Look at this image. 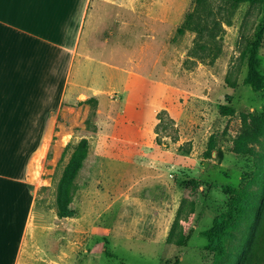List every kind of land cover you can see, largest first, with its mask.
Listing matches in <instances>:
<instances>
[{
  "label": "rangeland",
  "instance_id": "obj_1",
  "mask_svg": "<svg viewBox=\"0 0 264 264\" xmlns=\"http://www.w3.org/2000/svg\"><path fill=\"white\" fill-rule=\"evenodd\" d=\"M193 1L154 0V14L165 15L166 25L154 22L150 31L138 21L129 34L79 51L104 64L76 57L65 95L72 99L55 115L43 157L29 168V179L38 186L26 247L40 248L42 264L49 256L51 264L210 263L205 232L224 205L226 190L241 186L252 169L249 157L233 151V141L242 130L240 114L264 107L262 93L243 82L241 57L245 38L253 40L263 23L264 4L228 6L220 16L221 1L211 0L220 37L201 51L194 33L176 35ZM97 9L93 1L80 45ZM259 58L264 69V32ZM124 69L136 76L126 77ZM93 88L104 92L96 98ZM222 104L235 114L222 115ZM211 137L215 149L205 158ZM81 138L89 140L90 149L75 180L74 216L59 218L57 183L69 157L62 159V152ZM187 178L200 184L196 215L189 242L175 248L166 238Z\"/></svg>",
  "mask_w": 264,
  "mask_h": 264
},
{
  "label": "crops",
  "instance_id": "obj_2",
  "mask_svg": "<svg viewBox=\"0 0 264 264\" xmlns=\"http://www.w3.org/2000/svg\"><path fill=\"white\" fill-rule=\"evenodd\" d=\"M93 1L98 11L80 45ZM164 16L154 14V0H0V264L46 260L39 245L36 251L26 247L38 186L29 179V168L48 139L55 115L72 99L73 94L68 100L65 95L76 57L83 56L79 51L99 49L129 34L138 21L150 31L154 22L166 25ZM124 72L136 76L130 69ZM114 77L107 79L112 82ZM103 92L93 88L90 95L98 98Z\"/></svg>",
  "mask_w": 264,
  "mask_h": 264
},
{
  "label": "trees",
  "instance_id": "obj_3",
  "mask_svg": "<svg viewBox=\"0 0 264 264\" xmlns=\"http://www.w3.org/2000/svg\"><path fill=\"white\" fill-rule=\"evenodd\" d=\"M220 1L223 5L218 10L220 16L228 6L236 8L246 2L252 5L264 4V0ZM215 14L211 0H194L193 8L176 28V35L192 32L198 49L208 51L220 37L221 27ZM263 32L264 19L255 38H245L241 57L246 67L244 84L264 96V69L261 68L259 58ZM220 113L230 116L235 114V109L222 104ZM240 115L243 126L233 141V151L249 157L252 169L244 174L241 186L226 190V201L214 216L211 228L205 232L206 249L212 256L209 264H264V107L259 112ZM86 125L89 127V121ZM89 149L87 138H81L75 144L68 143L63 149L62 159L67 155L69 157L57 183L55 203L59 218L74 216L70 205L75 195V180L83 168ZM214 149L211 137L204 152L205 158H210ZM199 188L200 184L194 178H187L183 183V195L166 238V243L175 248L185 247L189 242Z\"/></svg>",
  "mask_w": 264,
  "mask_h": 264
},
{
  "label": "bare ground",
  "instance_id": "obj_4",
  "mask_svg": "<svg viewBox=\"0 0 264 264\" xmlns=\"http://www.w3.org/2000/svg\"><path fill=\"white\" fill-rule=\"evenodd\" d=\"M65 143V141H63V144ZM45 143L43 144V146H42V149H41V151L39 152V154L36 156V158H35V160H36V162H39L40 161V159L43 157V155H44V148H45Z\"/></svg>",
  "mask_w": 264,
  "mask_h": 264
}]
</instances>
